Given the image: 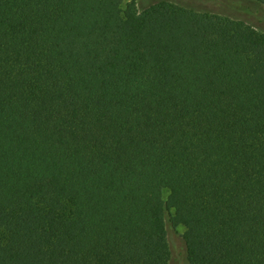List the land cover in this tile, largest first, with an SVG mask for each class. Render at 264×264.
I'll return each mask as SVG.
<instances>
[{
    "label": "trees",
    "instance_id": "obj_1",
    "mask_svg": "<svg viewBox=\"0 0 264 264\" xmlns=\"http://www.w3.org/2000/svg\"><path fill=\"white\" fill-rule=\"evenodd\" d=\"M124 1L0 0V264H264V33Z\"/></svg>",
    "mask_w": 264,
    "mask_h": 264
},
{
    "label": "rangeland",
    "instance_id": "obj_2",
    "mask_svg": "<svg viewBox=\"0 0 264 264\" xmlns=\"http://www.w3.org/2000/svg\"><path fill=\"white\" fill-rule=\"evenodd\" d=\"M133 0H125L123 8ZM139 9L162 0H135ZM198 12H211L225 14L235 19H241L252 25L255 29L264 33V6L250 0H165ZM164 192V197H167ZM185 228L176 227L173 231L169 229L171 260L170 264H188L185 251L183 235Z\"/></svg>",
    "mask_w": 264,
    "mask_h": 264
}]
</instances>
